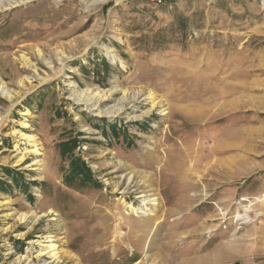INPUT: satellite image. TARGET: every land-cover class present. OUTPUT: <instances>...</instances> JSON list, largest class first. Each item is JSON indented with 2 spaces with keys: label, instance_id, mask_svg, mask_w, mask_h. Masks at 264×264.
<instances>
[{
  "label": "rangeland",
  "instance_id": "rangeland-1",
  "mask_svg": "<svg viewBox=\"0 0 264 264\" xmlns=\"http://www.w3.org/2000/svg\"><path fill=\"white\" fill-rule=\"evenodd\" d=\"M0 1V264H264V0Z\"/></svg>",
  "mask_w": 264,
  "mask_h": 264
},
{
  "label": "bare ground",
  "instance_id": "bare-ground-1",
  "mask_svg": "<svg viewBox=\"0 0 264 264\" xmlns=\"http://www.w3.org/2000/svg\"><path fill=\"white\" fill-rule=\"evenodd\" d=\"M6 1H7V4L8 5L14 6V5H18L19 3L29 1V0H6ZM103 1L104 0H93V2L90 3V5L99 4V3L103 2ZM1 2L2 1H0V3ZM112 58L114 60V56H112ZM96 95H97L96 93H94L92 95H82V96H80V98L84 102L91 103L92 100L96 101L95 100V96ZM151 105L153 107L155 104H151ZM140 117H141V115L140 116H137L136 118H140ZM28 138H31V137L29 136ZM33 151L35 152L37 150L34 149ZM35 162H37V160H35L33 163H35ZM154 209H155V207H154ZM45 241H47L48 243L40 241L41 243L39 245H40V249L41 250L39 251L38 256H41L42 257L44 255H48V257H50L53 261L56 260V262H59L60 261L59 260L60 257L58 255V252H57L56 248H55L57 246V244L53 242V239H48V240H45ZM49 241H52V242H49ZM195 264H197V263H195Z\"/></svg>",
  "mask_w": 264,
  "mask_h": 264
},
{
  "label": "trees",
  "instance_id": "trees-1",
  "mask_svg": "<svg viewBox=\"0 0 264 264\" xmlns=\"http://www.w3.org/2000/svg\"><path fill=\"white\" fill-rule=\"evenodd\" d=\"M86 170H88V167H85ZM83 171V170H82Z\"/></svg>",
  "mask_w": 264,
  "mask_h": 264
}]
</instances>
